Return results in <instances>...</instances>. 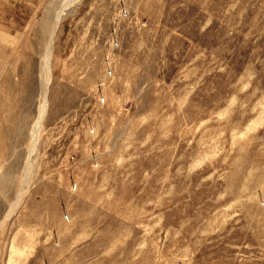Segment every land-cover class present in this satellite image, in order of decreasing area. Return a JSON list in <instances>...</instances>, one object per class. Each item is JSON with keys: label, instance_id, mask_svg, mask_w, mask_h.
<instances>
[{"label": "rangeland", "instance_id": "rangeland-1", "mask_svg": "<svg viewBox=\"0 0 264 264\" xmlns=\"http://www.w3.org/2000/svg\"><path fill=\"white\" fill-rule=\"evenodd\" d=\"M72 1L0 0V264H264V0Z\"/></svg>", "mask_w": 264, "mask_h": 264}, {"label": "bare ground", "instance_id": "bare-ground-1", "mask_svg": "<svg viewBox=\"0 0 264 264\" xmlns=\"http://www.w3.org/2000/svg\"><path fill=\"white\" fill-rule=\"evenodd\" d=\"M78 2H79V0H73L70 3V5L77 4ZM66 9H65V11H66ZM66 13H68V11ZM63 15L64 14L61 11L59 13V15L54 18V21H53L54 23L52 24L53 26L51 28H47L46 29L47 35H48V41L45 44L44 49H43L42 54H41L40 71H39L40 72L39 76H40V84H41L42 102L40 104V109H39V111L37 113V119L35 120V122L33 123V126H32L31 137H32V144L33 145H34V143L36 141V136H37V133H38V131L40 129L39 128L40 126L38 124L40 123L41 114L44 111L45 106H46L47 86H48L49 80H50V63H51V50H52V45H53L52 44L53 43V32L55 31V27H56L57 21L60 20L63 17ZM28 162H29V160H28ZM22 192H23V189L21 188L19 190L17 199L20 197V193L22 194ZM14 205H15V203H14ZM13 208H14V206H12L10 208V212L14 211Z\"/></svg>", "mask_w": 264, "mask_h": 264}]
</instances>
